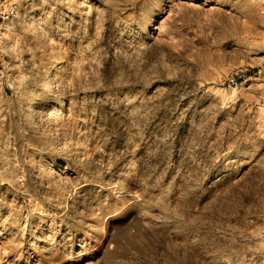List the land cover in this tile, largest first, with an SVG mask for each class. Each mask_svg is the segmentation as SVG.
I'll return each instance as SVG.
<instances>
[{
	"label": "rangeland",
	"instance_id": "rangeland-1",
	"mask_svg": "<svg viewBox=\"0 0 264 264\" xmlns=\"http://www.w3.org/2000/svg\"><path fill=\"white\" fill-rule=\"evenodd\" d=\"M0 264H264L263 0H0Z\"/></svg>",
	"mask_w": 264,
	"mask_h": 264
},
{
	"label": "bare ground",
	"instance_id": "bare-ground-1",
	"mask_svg": "<svg viewBox=\"0 0 264 264\" xmlns=\"http://www.w3.org/2000/svg\"><path fill=\"white\" fill-rule=\"evenodd\" d=\"M58 64H59V60H57L55 66H54V70L57 68ZM39 99H40L39 96L36 95L32 98L31 103L33 105H35ZM34 108H36V107H34ZM59 111H60V104L57 101H55L52 103V105L46 111H44L42 113V115L43 116H54V115L58 114Z\"/></svg>",
	"mask_w": 264,
	"mask_h": 264
},
{
	"label": "crops",
	"instance_id": "crops-1",
	"mask_svg": "<svg viewBox=\"0 0 264 264\" xmlns=\"http://www.w3.org/2000/svg\"><path fill=\"white\" fill-rule=\"evenodd\" d=\"M263 2H264V0H263Z\"/></svg>",
	"mask_w": 264,
	"mask_h": 264
}]
</instances>
